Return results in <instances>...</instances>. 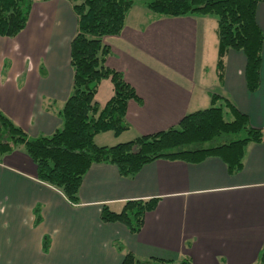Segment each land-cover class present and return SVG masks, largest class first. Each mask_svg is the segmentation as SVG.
<instances>
[{"label":"crops","instance_id":"0c3cea01","mask_svg":"<svg viewBox=\"0 0 264 264\" xmlns=\"http://www.w3.org/2000/svg\"><path fill=\"white\" fill-rule=\"evenodd\" d=\"M33 1L25 29L12 38L0 35V112L38 137L63 127L78 21L71 0ZM146 8L135 1L122 32L104 37L111 49L107 65L123 73L139 99L128 103L130 128L120 135L101 132L95 143L112 146L175 127L187 113L211 106L212 93L222 96L216 104L229 99L252 127L264 130V47L260 86L252 92L243 52L230 50L218 75L216 16L164 17ZM256 20L264 32V2ZM113 93V83L104 79L96 100L105 105ZM78 196L72 203L39 180L22 146L1 155L0 264H121L126 252L150 264L183 258L257 264L264 247V141L247 145L243 167L233 174L217 156L196 163L157 159L133 178L114 164L94 163ZM153 198L158 203L138 233L101 220L105 205L120 212L129 200Z\"/></svg>","mask_w":264,"mask_h":264},{"label":"trees","instance_id":"16d2710c","mask_svg":"<svg viewBox=\"0 0 264 264\" xmlns=\"http://www.w3.org/2000/svg\"><path fill=\"white\" fill-rule=\"evenodd\" d=\"M136 0H71L78 28L71 41L72 91L60 116L63 127L47 136H30L7 115L0 112V156L23 147L37 167V178L61 190L72 203L79 202L84 175L94 163L117 166L126 178L135 177L142 167L157 159L200 162L209 156L222 158L230 173L243 167L246 147L264 141V130L252 127L247 115L229 99L216 102L221 95L211 94V106L187 113L180 123L154 134L139 135L112 146H100L95 136L112 131L120 135L130 125L126 120L128 103L138 100L135 88L122 72L107 65L111 49L104 43L107 35H119ZM33 0H0V35L15 37L25 29ZM264 0H147L148 10L158 16L213 15L217 17L219 39L216 69L223 76L225 57L230 50L241 51L247 59L246 81L250 91L260 86L264 32L256 20V8ZM104 79L113 83V96L105 105L96 100ZM225 108L233 115L225 118ZM158 199L129 200L120 212L108 206L101 210L103 222H120L138 233L147 212ZM37 221L41 217L36 209ZM50 239L44 238V250ZM151 260V259H150ZM157 264H193L189 258L179 262L154 259ZM132 252L124 254L121 264H150ZM257 264H264V247Z\"/></svg>","mask_w":264,"mask_h":264},{"label":"rangeland","instance_id":"374dc122","mask_svg":"<svg viewBox=\"0 0 264 264\" xmlns=\"http://www.w3.org/2000/svg\"><path fill=\"white\" fill-rule=\"evenodd\" d=\"M146 2H147V0H136V3L140 6V7H142V8H146ZM147 9V8H146ZM217 105H219V103H217ZM225 118L227 119V120H232V116L229 114V113H227L226 111H225ZM129 136V133L128 132H126L125 134H124V138H126V137H128ZM129 138V137H128ZM128 141V140H127ZM124 142V141H123Z\"/></svg>","mask_w":264,"mask_h":264}]
</instances>
